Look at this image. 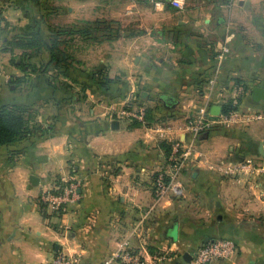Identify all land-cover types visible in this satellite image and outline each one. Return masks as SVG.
Segmentation results:
<instances>
[{"label":"crops","instance_id":"0c3cea01","mask_svg":"<svg viewBox=\"0 0 264 264\" xmlns=\"http://www.w3.org/2000/svg\"><path fill=\"white\" fill-rule=\"evenodd\" d=\"M169 1L0 0V66L10 78L0 80V108L21 111L28 129L0 146V264H47L58 253L102 264L125 239L182 264L221 238L237 253L220 264H264V176L249 191L210 168L264 162V121L195 139L184 128L199 107L221 109L234 84L245 87L243 104L264 107L251 100L264 88V0H187L183 11ZM127 100L168 141L204 154L180 176L184 197L161 201L143 223L168 142L135 123L112 128L101 114ZM62 180L78 184V199L50 217L38 198Z\"/></svg>","mask_w":264,"mask_h":264},{"label":"built area","instance_id":"2783aa9c","mask_svg":"<svg viewBox=\"0 0 264 264\" xmlns=\"http://www.w3.org/2000/svg\"><path fill=\"white\" fill-rule=\"evenodd\" d=\"M187 0H170V6L177 10L183 11ZM229 49L227 43L221 47L217 54V59L222 60ZM0 80L8 83L10 78L7 77L3 68L0 66ZM244 89L241 85H233L235 93L232 104L237 105L239 96ZM238 98V99H237ZM109 119L111 121H122L128 123H137L146 130L154 131L160 140L167 141L169 144V153L166 161L168 170L160 172L154 179L153 184V204L143 214V223L152 213L154 207L165 199H180L184 197V185L180 179L183 170L188 166V161L195 156V162L204 160V154L195 149V144L190 142L184 144L179 140L168 141L166 138L165 128L160 124L151 125L146 120V109L144 106H138L131 100L124 101L118 111H114ZM264 121V107L253 108L247 107L245 110H236L228 115L212 116L203 107H199L185 119V131L193 139L202 136L213 128H230L233 126H249L255 122ZM211 169H214L219 175L227 178L233 184L242 185L253 191L261 189L259 177L264 176V162H255L246 160L242 162H224L219 163ZM78 184L75 181L62 180L50 191L42 193L39 197L40 207L47 213L65 212L69 206L76 203L78 199ZM258 195H262L259 190ZM144 253V254H143ZM136 252L125 239L119 244L118 249L111 253L102 264H168L170 260V251L158 252L152 255H146L143 251ZM237 244L226 238L213 239L208 243L200 246L192 255L190 261L182 264H220L231 261L236 256ZM47 264H80L76 256L66 255L64 253L56 254Z\"/></svg>","mask_w":264,"mask_h":264},{"label":"trees","instance_id":"16d2710c","mask_svg":"<svg viewBox=\"0 0 264 264\" xmlns=\"http://www.w3.org/2000/svg\"><path fill=\"white\" fill-rule=\"evenodd\" d=\"M223 3L228 2V0H220ZM58 43H52L51 51L52 55L54 51L57 50ZM54 57V56H53ZM67 58L62 55L61 60L65 62ZM237 83H241L237 81ZM238 110V106L232 105L231 101H226L221 105V114L228 115L233 111ZM147 120V119H146ZM137 124V123H135ZM139 125V124H137ZM28 133L27 123L21 115V111L15 108L2 107L0 108V146L10 145L18 140L22 139ZM162 148L169 153V144L162 143Z\"/></svg>","mask_w":264,"mask_h":264},{"label":"water","instance_id":"95a60500","mask_svg":"<svg viewBox=\"0 0 264 264\" xmlns=\"http://www.w3.org/2000/svg\"><path fill=\"white\" fill-rule=\"evenodd\" d=\"M251 100H252V102L254 104H258L260 102H264V88H260V87L253 88L252 91H251ZM220 110L221 109H220L219 106L213 107L211 109V111H210V115L218 116V115H220ZM111 126H112V128L118 127V121H113L111 123ZM29 181H30L31 184H36V182L38 181V178L34 177V176H31L29 178ZM188 261H190V260H188Z\"/></svg>","mask_w":264,"mask_h":264},{"label":"rangeland","instance_id":"374dc122","mask_svg":"<svg viewBox=\"0 0 264 264\" xmlns=\"http://www.w3.org/2000/svg\"><path fill=\"white\" fill-rule=\"evenodd\" d=\"M229 2H227V5H234L235 3H236V1L235 0H228ZM177 11V10H176ZM71 50H73V48L71 49ZM244 87V86H243ZM244 89H245V87H244ZM234 93V92H233ZM244 94H245V91H243V93L239 96V99H238V104L237 105H234V106H238V110H245L247 107H253V108H259V107H256V106H253V105H250V106H247V105H245V104H243L242 103V99H243V97H244ZM234 95H235V93H234ZM230 98V97H229ZM232 100H233V98H230V99H228V101H231L232 102ZM101 103V102H100ZM99 103V104H100ZM103 105H106L105 103H101V106H99V107H102ZM233 105V104H232ZM120 109V105H110V107H109V109H105L104 111H105V113H103V114H101L102 115V117H107L108 118V120H110L109 119V116L114 112V111H118ZM254 124V123H253ZM152 125V124H151ZM217 128H219V127H217ZM50 191V190H49ZM253 195V194H252ZM253 196H255V195H253ZM253 196H251V197H253ZM183 198V197H182ZM181 199V198H180ZM38 200H39V198H38ZM43 211V210H42ZM44 214H47V212L46 211H44L43 212ZM52 214H54V213H51V215H49L50 217L52 216ZM108 257V256H107ZM106 257V258H107ZM105 258V259H106ZM104 259V260H105ZM103 260V261H104Z\"/></svg>","mask_w":264,"mask_h":264}]
</instances>
